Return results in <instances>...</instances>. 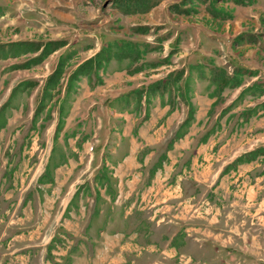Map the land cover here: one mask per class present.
<instances>
[{"label":"rangeland","instance_id":"rangeland-1","mask_svg":"<svg viewBox=\"0 0 264 264\" xmlns=\"http://www.w3.org/2000/svg\"><path fill=\"white\" fill-rule=\"evenodd\" d=\"M89 1L93 4L103 5L106 0H78L81 11H84L87 16L91 11L90 6L87 5ZM40 3L43 4V0H0V6L4 9V15L0 18L1 46L20 40L59 39L63 36H59V33L64 32L65 35L68 33L66 37L69 38L71 46L60 53L76 51L77 56L74 64H77L90 55L91 52L87 51L90 47L101 42L97 38L92 39L86 36L87 30H90L88 25L91 20H83L73 24L70 29L49 25L45 31L41 32L42 24H45L46 20L43 19L44 12L39 6ZM195 6L197 10L198 5L195 4ZM161 35L167 34L162 31ZM58 55L60 54H56L54 57H59ZM54 57H50L48 63L53 61ZM155 59L159 61L161 56H157ZM22 61L23 59H0V108L11 97L12 89L20 82L24 80L39 82L37 88L26 92V94L19 93L12 100L5 111L7 125L0 131V264H76L77 261L94 264V260L102 252L101 250L105 249V233L110 231V236L107 237L114 238L117 237L118 231L122 230L118 226L109 228V224L116 219L119 222L122 221L119 216L124 213L121 211L124 205L133 204L137 198L136 209L142 208L148 203V200L143 204L140 203V196L151 185V179L149 180L151 165H145L140 159L141 156L146 155V148L139 153L136 167L129 170L127 175H123L119 162H115L120 160L123 155H120L119 152L121 145H125L124 151L132 148L133 144H136L137 149L144 147V137L139 136L136 131L142 119L136 122V128L133 132L125 136L127 121L124 115L125 112L130 114L135 111L134 102L125 110L124 102H118L116 98L126 92H118L105 97L97 94L94 99L96 104H92L87 93L83 94L79 100L74 101L73 96L77 95L75 94L67 105L66 121L55 145L54 135L58 123L56 99L51 104L53 107L52 119L46 121V110L36 125H33L35 110L46 79L45 75L48 73L45 69L48 63L31 70H11V66ZM69 73L70 71H68L67 76ZM72 109H74L73 113H71ZM135 117L133 114L134 121ZM261 119H264V116L252 119L246 126L244 125L247 121L242 119L240 122L235 119L233 121L234 126L231 125L224 130L219 127L211 135L210 149L206 155L202 156L198 165L188 167L187 172L189 173L187 175L194 176V173L201 175L203 170L208 167L209 171L211 170V173L214 171L215 175L216 170L220 169L224 163L216 160L226 154L230 148L236 147L235 151L242 154L250 151L253 146L263 147L264 127L259 126ZM160 125L161 123L157 127L153 126L149 133L154 134ZM214 125L215 119L208 122L203 131L201 130L202 127H198V129H194L192 134L193 136L195 134L206 135L213 129ZM188 130V128L185 130V135ZM96 139L109 141V146L104 152L100 151V156L102 155V159L106 161L108 176L112 178L110 186L106 188L107 192H105V187L101 188L103 197L98 202L100 217H97L92 225L90 223V227L87 226L90 220L89 215L94 213L95 198L94 195L88 197L84 195L88 192V188L80 189L78 198L73 204L72 216H69L64 227L57 228V234L54 237L56 242L50 250L48 248L50 245L47 246V242L52 236V227H55L56 218L61 208L60 200L54 203V199L59 194L62 197L70 190L69 177L72 181L74 180L73 184L77 182L80 187L89 184L93 186L95 175L100 173L103 167V164L99 165L94 162L90 165L88 163L91 153L87 152V145ZM54 147H57L55 148L57 150L52 156ZM224 147L226 148L224 149ZM68 159L71 160V164L68 163ZM261 159L257 163L249 165L251 170L240 173L241 176L237 172L238 166H234L232 168L234 170L229 175L221 176L217 182L212 175L211 181H207L203 186L204 188H195L196 186L191 183L186 185V183L178 181V183L168 184L170 192L174 194V198L167 203L171 209L168 214L171 212L180 217L181 226L176 227L177 231L193 228L184 234L186 236L189 234L187 238L193 242L192 247L195 251L202 250L203 248L198 246L205 243L204 250H202L203 254L198 256L192 253L191 255H184L178 252L174 258V264H252L254 262L252 254L253 248L256 247L254 244H257V239L258 241L259 239L260 241L264 240L260 237H253L255 233L261 232L259 231L261 225L250 224L249 222L254 220L256 223L263 219L262 223H264V178L262 177L264 158L262 159L263 163ZM49 163L51 174L58 181L55 183L56 180H54L52 185H41L42 188H40L38 187L39 177L44 174ZM257 165L261 166L252 169ZM207 173L208 170L205 174L207 175ZM115 177L120 178H117L119 179L118 182ZM137 177L142 180L138 185H131L133 179L135 180ZM212 182L213 184H211ZM132 186L138 196L125 200L124 204L123 197L120 202H117V205L107 202L105 199L108 193L114 197L117 191L126 194L131 191ZM245 186H255L252 200H249L247 193L243 192ZM176 190L177 192L174 193L173 191ZM190 192L195 194V198L188 200L186 193L189 195ZM92 193H95V189ZM114 197H112L113 200ZM237 203L238 206H235ZM248 203H253L254 206L248 207ZM165 204L162 203L161 206H165ZM235 207H238L237 211H234ZM85 208H87V215L84 217ZM117 208L119 210L115 211ZM79 209L81 212L78 211ZM47 210L52 212V217L47 214ZM151 215L152 211L148 208L141 215L133 214L128 223L131 225L124 232L133 233L138 222L149 221L148 217ZM219 221L225 230L224 233L227 234L223 238H229V241L232 239V243L227 249L229 253H226L223 259L213 260L211 255L213 254L214 243L211 239L214 230H218ZM243 221H246V224ZM257 225L259 228L256 227ZM140 228L141 236H138L136 240L128 238L127 236L131 234L127 233H125L126 236L123 240V242L130 244L131 260L150 253L149 251L152 250V245L148 241L152 239L154 241L152 236L155 234L154 227L151 224V226L142 225ZM262 230L264 234V226ZM201 232L202 235L200 236L196 234ZM196 237L205 240L197 244L194 241ZM261 246L263 247V244ZM154 249L163 250L161 246Z\"/></svg>","mask_w":264,"mask_h":264},{"label":"crops","instance_id":"crops-1","mask_svg":"<svg viewBox=\"0 0 264 264\" xmlns=\"http://www.w3.org/2000/svg\"><path fill=\"white\" fill-rule=\"evenodd\" d=\"M182 1L183 0H106L103 5L93 4V2L89 1L87 5L90 6L91 11L88 13V16L84 11H81L78 0H43V4H39L44 12L43 19L46 20V23L42 24V28L40 29L41 32L45 31L49 25L52 27L70 29L73 24L82 22L83 20H91L89 21L91 23H89V25L87 24L90 30H87L88 33L86 32V36L92 39L97 38L101 42L87 50L91 53L84 60L93 57L100 51L106 42L122 39L132 40L141 44H149L151 49L161 47L156 51L150 52L145 57V62H160L168 57L175 49L177 51L171 59V64L162 65L158 68H145L142 72L133 75L129 74L127 70L130 65L129 60H124L122 62L112 60L105 74L103 72L101 73L104 84L91 88L89 79L86 77L82 78L79 83L78 93L73 96L74 101L76 99L79 100L82 98L83 94L85 95V93H87L92 104H96L94 99L97 94L105 97L118 92L128 93L134 89L164 79L172 72L181 69L186 70L184 78L181 81L182 88H180V90H174L175 88L172 87L171 90L156 96L152 100L149 121H145L139 126L138 130H136L139 136L144 137V147L137 149L138 147L136 144H133L132 148H128L124 151L125 145H121L119 151L120 155L123 154L121 159L117 161L113 160L119 162L121 172L123 175H127L129 174V170L136 167L139 153L146 148V155L141 156L140 159L145 165H151L149 174L151 185H149L147 190L145 189L140 196V203L143 204L147 200L148 203L144 207L136 209V205L138 204L137 198L131 205L125 204L124 207L121 205L123 207L121 211H124V213L119 216V219L121 217L122 221L119 222L118 219L114 220L113 223L109 224V228L118 226L122 230L118 231L117 237L112 236L114 238L107 237L110 236V231L105 233V249L101 250L102 252L94 260V264H174V258L178 252L184 255H191L192 253L198 256L203 254L202 250H204L203 246L205 243L198 246L199 248H203L202 250L195 251L194 247H192L193 242H190L187 238L189 234L187 236L184 234V232H190L193 228H187L185 230L180 229L177 231L176 227L181 226L179 221L180 217L171 212L168 214L171 209H169L170 206H168L167 203L174 198V194L170 192L168 184L173 182H184L186 185L191 183L196 186L195 188H199L205 186L207 181L210 182V178L214 175V171L211 173L209 167L204 169L201 175L194 173V176L187 175L189 173L187 172L188 167H190V165H198L202 156L206 155L212 143L210 142L211 135L216 132L219 127H222V130L228 129L233 125L235 119L241 122L242 119L240 115L243 111L254 108L264 101V94L258 92L248 94L242 101L237 100L246 88L254 84L258 85V89L264 90V0H251L252 3L246 5L235 4L231 0H191L198 5V12L196 14L185 16L170 11L171 6L180 4ZM141 7L146 8V10L140 12L139 8L141 9ZM115 23L117 24L115 25ZM141 26L151 28L150 32L147 34H133L132 29ZM119 27H121V29H119ZM52 29L56 30L55 28ZM172 29H174V31H171ZM162 31L167 35H161ZM67 35H65L64 32L59 33L61 37L53 40L69 41V38L66 37ZM236 38H240L237 43H235ZM177 40L180 41L177 42ZM70 46L71 42H69L68 47ZM63 50L50 55V57L53 58L56 54L61 55L62 53L60 52ZM157 56H161V60H156L155 57ZM50 57L43 65L48 63ZM57 60L58 57H54L53 61H49L46 65L45 69L48 71L45 75L46 78L54 70ZM209 61L213 62L214 66L225 69L229 75H233L234 71L238 68L254 71L257 72V74L254 76H246L243 85L239 88H227L224 92H221V88L212 83L211 69L213 66L210 65L211 62ZM142 63L144 62L141 61L139 65H142ZM191 65H204V67L202 69L197 68L190 73L189 67ZM71 70L72 69H69L68 71L71 72ZM187 82L190 85L188 92L184 89V85H186ZM64 93L65 91L63 89L61 98L64 97ZM188 99L191 100L196 110L194 122L192 126L188 128V133L181 139L176 140L172 148L169 149V144L173 141L175 135L188 117L189 106L185 102V100ZM217 101L219 102L215 105ZM59 104L60 103H58L56 107L58 118ZM233 104L234 106H232L230 110H226ZM73 111L74 109L71 110V113H73ZM145 113L146 105L144 101L139 111L135 110L130 114L129 112H125L124 118L127 121L125 125V136L133 132L136 128V122L139 119H143ZM133 114L136 116L135 121L132 118ZM261 116H264L263 108H259L255 116L250 118L244 126L248 125V122L252 121V119H258ZM213 119H215V125L212 127L213 129L210 131L211 135L206 141L203 142L202 140L205 135L195 134L193 136L192 132L195 128L198 129V127H202L201 130L203 131L207 123L211 122ZM159 123H161L159 129L157 128L154 134H150L151 128L153 126L157 127ZM259 123V126L264 127V119H261ZM87 146V152L91 153L88 163L90 165L94 162L99 165H106V161L102 159V155L100 156V151H105L106 147L109 146V141L107 140L106 142L101 139H96L88 143ZM259 147L258 145L255 147L253 146L248 152L254 151ZM55 148L57 147L52 149V156L53 154L55 155V151L57 150ZM225 148L226 147H224V149ZM235 148L229 149L226 153L228 156L224 154L216 160L223 161L224 163L220 169L216 170L214 175L215 179L213 178L215 182H217L221 176L229 175L234 170L232 169L234 166L226 171L228 166H231L238 158L248 153L243 152L242 154H238ZM260 158L263 159L264 156L253 160V162H244L240 164V166L238 165L239 169H237V172L239 175L241 176L240 173L249 170L251 168L249 165L257 163ZM262 159L261 162L263 163ZM68 160V163L71 164V160ZM157 165L159 168L153 173L152 169ZM259 166L261 165L254 166L252 169ZM206 170H208L207 175L205 174ZM97 175H99V172L94 177L93 186L89 184V186L85 185V187H82L83 189L88 188L86 194L82 192L86 197L94 195L95 198L94 213L89 215L90 220L87 225L89 227L97 217H100L98 202L103 197L101 188L105 187V192H107V185L101 186L95 183ZM262 177L264 178V174ZM117 178L115 177L118 182L120 178ZM54 180H56L55 183H57L58 179L55 178ZM68 180L70 190L62 197L59 194L54 199V203L60 200L61 208L56 218L55 227H52V236L49 238L47 246L51 245L52 240L57 234V228L64 227L69 216H72L71 212L74 210L73 204L75 199L78 198L77 196L75 197V195L81 187L78 186L77 182L73 184L74 180L72 181L70 177ZM141 180L140 177H137L135 180L133 179L131 185H138ZM67 183L68 181L66 184ZM44 184L52 185L51 183ZM211 184H213V182ZM41 185L42 184L39 183L38 187ZM133 186L131 191L126 194L117 191V196L115 194L114 197L112 194L108 193L105 199L107 202L117 205V202H120L123 197L124 204L125 200L138 196L136 190H133ZM93 189H95V193H92ZM254 190L255 186H245L243 192L247 193L249 200H252ZM173 192L175 193L177 190ZM112 197L115 199L113 200ZM186 197L188 200H191L195 198V194L190 192V194L187 195L186 193ZM162 203H166L165 206H161ZM252 204L248 203L247 206H254ZM235 206H238V203ZM147 208L152 211V215L148 217L149 221H143L141 219L142 221L138 222V226L133 233L129 231L124 232V230L131 225L128 224L131 216L133 214L141 215ZM237 209L238 207H235L234 211H237ZM118 210L117 208L115 211ZM78 211L81 212L80 209ZM46 212L51 217L53 216L52 212L48 210ZM83 212V216L85 217L87 215V208H85ZM262 221L263 219L256 223L254 220H250L249 222L250 224L261 225V230H259L261 232L255 233L253 237H260L263 240L264 234L262 228L264 223H262ZM219 222L220 225L218 226V230H214L215 232L211 239L212 243H214V250L211 255L213 260L223 259L225 254L229 253L227 249L232 243V239L229 241V238H223V236L227 234L224 233L225 230L221 225V221ZM243 222L246 224V221ZM90 223L91 225H89ZM150 223L155 230V234L152 235L154 241L153 239L148 241L149 244L152 245V250L149 251L150 253L135 257L131 260L132 250L130 244L123 242L126 236L125 233L131 234L127 236L128 238L136 240L138 236H141L140 227L142 225L151 226ZM139 225L141 226L139 227ZM256 227L259 228V225ZM196 234L200 236L202 232ZM203 235H206V233H203ZM204 240L205 239L196 237L194 241L200 244L199 242ZM256 242L257 244H254L256 247H254L252 251L254 259L252 264H264V240L260 241L259 239L258 241L257 239ZM262 244L263 247L261 246ZM158 246H161L163 250L154 249ZM76 264L89 263L77 261Z\"/></svg>","mask_w":264,"mask_h":264},{"label":"trees","instance_id":"trees-1","mask_svg":"<svg viewBox=\"0 0 264 264\" xmlns=\"http://www.w3.org/2000/svg\"><path fill=\"white\" fill-rule=\"evenodd\" d=\"M143 1V0H141ZM219 1V0H216ZM226 1V0H223ZM235 4L238 5H246L248 3H252L251 0H231ZM191 0H183L180 4H176L171 6V10L177 14L189 16L192 14H196V6ZM189 6V7H186ZM146 8L141 7L139 11H144ZM216 14V13H215ZM4 15V9L0 6V18ZM151 28L149 27H134L132 29L133 34H147L149 33ZM160 30V29H156ZM240 38L235 39V43L239 41ZM180 40H177L179 42ZM69 46V41L67 40H52V39H37L36 40H28V41H14L10 42L6 45H0V59L7 60L9 58L21 60L23 61L19 64L11 66V70H31L34 67H38L42 65L50 55H53ZM69 48V47H68ZM159 48H152L149 44H141L138 42H134L132 40H115L106 42L99 52H97L93 57L84 60L83 62L74 64V60L77 56L76 51H70L66 53H62L57 60V64L52 71V73L45 79L44 85L42 88V92L38 101L37 109L35 110L33 125H36V122L39 120L40 116L47 110L46 121L52 119L53 107L51 104L54 103L56 99V103L59 104V118L58 125L55 131L54 143L59 138L60 133L63 130L65 124V118L67 116V105L71 99V97L78 93L79 83L81 79L86 77L89 79V84L91 88L96 86H100L104 84V79L101 73H105L107 71V67L112 60H116L122 62L124 60H129L130 65L128 66V73L133 75L139 72H142L145 68H158L162 65L171 64V59L173 55L177 52L176 49L172 51L168 57L161 60L157 63L145 62V57L154 50H158ZM143 61L142 65H139L140 62ZM211 62V61H209ZM137 64V65H136ZM213 66L211 69V80L212 83L217 85L221 92H224L227 88H239L244 83V78L246 76H254L257 72L248 71L247 69L238 68L234 71L233 75H229L225 69L218 68L214 66L213 62L210 63ZM204 65H191L189 67V72L196 70L197 68L202 69ZM72 69L69 75L67 76V71ZM186 70L181 69L175 72L170 73L166 78L150 83L147 86H143L137 89L132 90L124 95H121L116 98L118 102H124L125 110L132 105L134 102L135 110L139 111L143 106V101L146 105V113L144 118L142 119V125L145 120L147 121L150 118V106L152 105V100L158 96L162 95L164 92L171 90L174 87V90H180L182 88L181 81L184 78ZM39 85V82L33 80H24L16 85L12 91L8 99V101L0 108V131L3 130L7 125V119L5 118V111L12 102V100L19 94L29 92L34 90ZM65 85V87H64ZM184 89L188 92L190 89V85L187 82L184 85ZM63 89L65 91L64 97L61 98ZM260 93L264 94V90L258 89V85L254 84L246 88L242 94L240 95L239 101H242L245 96L250 93ZM187 105L189 106V114L186 121L182 124L179 131L175 135L173 141L169 144V149L172 148L174 142L178 139L184 137L187 128H189L192 122L195 119V107L193 106L190 99L185 100ZM219 102V101H218ZM217 102V104H218ZM234 106L231 105L226 110H230V108ZM259 108L264 109V101L262 104L257 105L254 108H249L243 111L240 115V118L244 121H248L250 118L255 116L256 112ZM224 113V111H223ZM211 135V132L207 133L205 137L202 139L203 142L208 139ZM54 152V150H53ZM264 156V146L259 147L258 149L248 152L242 157L238 158L231 166H228L227 170L232 166H240V164L247 162L246 160L252 161L257 158ZM158 165L152 169L153 173L158 169ZM225 171V172H226ZM47 178V179H46ZM108 176V168L104 165L95 179V183L101 186H110L111 181ZM40 184L44 183H54V178L50 171V163L47 165L44 175L38 181ZM89 186V185H86ZM83 187V186H82ZM82 187L80 189H82ZM85 187V185H84ZM79 191L76 193L75 197L79 194ZM56 242V239H53L52 244L49 249L51 250L53 244Z\"/></svg>","mask_w":264,"mask_h":264}]
</instances>
